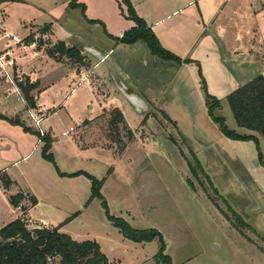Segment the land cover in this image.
Here are the masks:
<instances>
[{
  "label": "rangeland",
  "instance_id": "obj_1",
  "mask_svg": "<svg viewBox=\"0 0 264 264\" xmlns=\"http://www.w3.org/2000/svg\"><path fill=\"white\" fill-rule=\"evenodd\" d=\"M71 1L0 2V28L5 31H0V53L9 43L15 84L0 79V114L38 132L29 117L34 109L22 90L18 87L22 99L7 93L18 82L26 85L24 72L36 74L45 84L44 101L58 108L50 115L35 111L40 118L48 116L42 126L53 140L58 169L85 171L105 180L101 194L112 216L136 230L160 232L172 264H264V166L259 159L261 152L264 161V138L238 127L227 101L234 91L264 76V0H193L190 5L191 0H134L137 6L129 0L163 48L191 63L164 61L142 42L135 48L116 46L97 72L110 68L106 74L113 82H119L116 73H127L125 93H136L148 109L138 111L120 91L124 85L112 82L128 122L111 109L93 124L88 121L97 116L99 97L90 83L78 86L74 70L80 66L67 57H60L58 64L37 54L35 46L25 47L24 41L33 33L38 43H48L50 32L42 35L39 26L50 25L55 39L93 60L86 65L90 70L97 59L85 46L109 51L106 32L118 39L132 23L121 17L127 14L122 0H74L85 5L86 19L81 8H70ZM88 19L101 24L91 25ZM207 96L220 102L214 117L225 119L240 135L258 137L260 150L254 141L224 136L210 115ZM6 98L11 107L17 105L16 114L4 111ZM71 127L75 132L63 136ZM37 141V135L22 126L0 119V172L14 182L15 192L36 195L40 205L33 216L56 227L71 218L63 233L79 242H97L110 264H159L158 240L139 246L109 222L101 200L78 208L66 193L71 187L67 179L56 183L61 192L49 184L58 171L43 159L40 144L33 151ZM194 158L203 168L197 170L198 177L189 167L191 163L196 168ZM14 217L0 192V224ZM51 264H59V259Z\"/></svg>",
  "mask_w": 264,
  "mask_h": 264
},
{
  "label": "trees",
  "instance_id": "obj_2",
  "mask_svg": "<svg viewBox=\"0 0 264 264\" xmlns=\"http://www.w3.org/2000/svg\"><path fill=\"white\" fill-rule=\"evenodd\" d=\"M2 1L4 0H0V2ZM73 1H71L69 5L70 8H81L83 16L86 19L85 5L77 4ZM122 4L127 7V19L132 21L135 24V27L127 31L122 38L116 39V41L126 45H133L142 42L148 47L153 56H157L164 61L174 62L178 65L191 63L188 60L183 61L177 58L163 48L155 33L146 25L145 21L137 15L129 0H122ZM87 21L90 24H101V22L98 21ZM50 31L51 26L48 25L42 28L41 34L44 35ZM24 42L26 45L36 44L38 51H41L44 49L43 46H46L44 49L46 55L49 58L54 59L56 62H61L60 57H67L79 66L87 65L85 63L86 57L82 54V51L77 47L67 46L65 42L58 41L54 44L50 41L48 43H43L41 40L38 43L34 34L28 36ZM17 85L25 94L30 107L35 109L36 101L35 98L31 96V92L37 89L39 83L31 84L28 80L26 85L22 82H18ZM207 98L209 101L210 115L213 120L220 125L221 131L226 138L238 141H254L258 150H260L258 137L255 135H240L236 131H232L227 127L225 119L215 118L214 111L220 107V102L211 96H207ZM227 101L237 126L255 132L264 138V76H259L234 91L228 96ZM115 110L120 118L124 120L120 110ZM0 119L7 120L13 125H20L25 131L37 135L44 143L42 150L43 159L55 166L60 177L76 178L79 176H85L91 181V197L87 205L94 199L101 200L103 208L106 211L107 219L126 239L135 243H151L158 240L160 248L155 257L157 262L159 264H172L171 258L165 255L166 244L160 232L157 230H136L125 220L114 217L110 214L107 203L101 194L105 180H98L85 172H78L71 175L61 173L58 170L53 154L51 153L53 140L49 135L42 137L39 132H34L30 127L26 126L24 121L22 123L18 118L12 119L0 114ZM259 159L264 166L263 155L261 152H259ZM194 161L196 168H194L191 163L189 164V167L194 175L198 177L197 170L203 172V168L196 158H194ZM0 183L5 191H9L13 185V182L5 172H0ZM211 187L218 195V192L212 183ZM24 199L25 196L23 194H18L16 196H10L9 201L13 207L18 208L20 207L21 201ZM31 203L33 206H36L38 201L32 197ZM77 216L78 215L76 214L72 218ZM70 220L71 218L68 219L66 223H69ZM60 229V226L55 229L45 228L39 236L34 235L30 232L26 223L21 219L0 228V264H51L54 259H59V264H110L107 256L102 252L101 247L97 242H78L73 240L69 235L61 233Z\"/></svg>",
  "mask_w": 264,
  "mask_h": 264
},
{
  "label": "crops",
  "instance_id": "obj_3",
  "mask_svg": "<svg viewBox=\"0 0 264 264\" xmlns=\"http://www.w3.org/2000/svg\"><path fill=\"white\" fill-rule=\"evenodd\" d=\"M134 5H138L136 2H134V0H132ZM191 3H193V0L189 1L187 3V5H190ZM70 5V4H69ZM121 6V5H120ZM121 8V7H119ZM122 9V8H121ZM127 10V9H126ZM125 12H122V15L121 17H123L124 19L128 20L127 19V14H124ZM89 20V19H88ZM87 21V20H86ZM89 21H95L93 19H90ZM130 21V20H128ZM132 23V26H129V25H126V30L122 32V34L118 37V38H122V36L129 30H131L132 28L135 27V24L130 21ZM87 23H89L87 21ZM90 24V23H89ZM4 25V22H1V26ZM93 25V24H91ZM39 28H44L43 26H39ZM152 29V28H151ZM0 31L2 32H5L2 28H0ZM31 31V30H30ZM220 33H223V31L221 30ZM33 34V33H32ZM70 34H73V33H70ZM8 36V34H5ZM75 36H79V39H83L82 36L80 35H77V34H73ZM156 35V34H155ZM106 36L107 38H109V42H110V50L106 51V50H100L101 51H98L96 49H92L88 46H85L86 50L88 49H91L93 50V53L92 55H94L95 57V60L97 59V61L93 62L94 63V66L89 70V68L87 66H80V67H77V69H73L74 72H76V76L77 78H79V81H78V86H81V84L84 82H87V83H90L92 89H93V93L95 94L97 92V95L99 98H97V101H98V112H97V116L95 117H92L90 120L92 121H88L86 120V122H91L90 124H93L92 122L93 121H96V119L101 116L102 114H106L109 112V110L111 109H119L120 112L122 113V115L124 116L125 120L127 121V117H126V108L121 106V102L119 100V97L117 96V92L114 91V88L113 86L111 85L112 84V80H109L108 81V77H107V69H110V68H107L103 71H100V72H97V70L103 65L105 64V62L107 61L108 57L109 56H112V54H114V51H115V47L118 46V45H123L119 42L116 41V38H113L112 35H110L109 33L106 32ZM15 37V36H13ZM17 38V37H16ZM48 41L52 42V43H57L58 40L55 39V34L51 28V31L48 35ZM112 38V39H111ZM18 39V38H17ZM37 39V38H36ZM19 40V39H18ZM13 41V40H12ZM139 43V42H138ZM133 44V45H126L124 44L123 46H125L126 48L128 47H132V48H135L137 46V44ZM35 46V48H34ZM25 47H33L34 48V51L37 53V54H46L44 49H42L41 51H38L36 49V44H33V45H26L25 44ZM89 52V51H88ZM11 55L13 54L12 53V50H11ZM96 54V55H95ZM85 56V55H84ZM86 57V56H85ZM51 59V58H50ZM53 61H55L54 59H52ZM92 59H89L86 57L85 59V63H89ZM93 61V60H92ZM56 62V61H55ZM58 64H60L59 62H56ZM185 65V64H184ZM16 66L20 67L18 64H17V60H16ZM182 67V66H181ZM21 68V67H20ZM22 69V68H21ZM20 69V70H21ZM71 69V68H70ZM111 70V69H110ZM24 72V71H23ZM116 72V71H114ZM25 74H27V76L29 77V80L31 82V84H34V83H39V86L37 87L36 90V95H35V101H36V108L35 110L38 111L39 113H48V115L52 114V113H55L58 108H49L48 104H46V102L44 101V94H45V91H46V88H45V84L44 82L42 81V79H40L39 77H37L36 74H33L32 72H29V73H26L24 72ZM110 73V71H109ZM123 75H120L118 73H116V76L118 77V81L117 82V79L114 80V84L116 85V87H119V83H121L122 85H124V89L127 90V86L125 85V79H127L126 77L128 76L127 73H125L124 71L122 72ZM93 75H95L93 77ZM114 79V78H113ZM75 81L73 80L72 84H74ZM76 90V88H73L72 92H74ZM121 91V90H120ZM130 95H135L138 97V95L136 93H131ZM97 97V96H96ZM139 98V97H138ZM140 99V98H139ZM7 100V98H6ZM142 100V99H140ZM143 101V100H142ZM144 102V101H143ZM7 106L6 108L4 109V111L8 114L9 113H12V114H16L17 113V105L14 104L12 107L9 105L10 104V101L7 100L6 102ZM21 106V105H20ZM19 106V107H20ZM144 108L145 110L148 109L147 105L145 104L144 102ZM3 115V114H2ZM8 117V116H7ZM9 118V117H8ZM48 116L45 117L44 121L42 122V125L44 122H46ZM128 122V121H127ZM85 125V122L83 123ZM43 127V126H42ZM35 132V130H33ZM67 132V131H65ZM75 132V131H74ZM49 133H51L52 135V131H49ZM54 135V134H53ZM52 135V136H53ZM71 135V133H70ZM38 137V136H37ZM54 141H57L56 139ZM39 144L42 146V150H43V147H44V143L40 140V138L38 137V141H37V144L35 145L33 151L37 150L38 149V146ZM55 144V143H54ZM52 149H53V146H52ZM77 154V153H76ZM76 154H71L70 158H72V156L76 157ZM82 154V153H81ZM31 156V153L26 155L25 157H23V160H27L29 157ZM61 173H64V174H67V175H71V174H75V173H78V172H85V171H75V172H63L61 171L60 169H58ZM87 173V172H85ZM89 174V173H87ZM91 175V174H89ZM46 179V178H45ZM63 179H67V181L69 182V186H71L69 188V190L66 192L68 196L72 197L71 200L77 205L78 208H88V205H87V201H89L90 197H91V188H92V184H91V181L86 178L85 176H79V177H76V178H67V177H60L59 174H55V175H51V180L49 184L53 185L55 188H56V191H60L61 192V189L58 188L56 186V183L59 184V182H62ZM12 181V180H11ZM13 182V181H12ZM14 182H13V185L11 187V189L9 191H5L0 183V192H3L4 193V197H5V200L7 201V203L9 204V206L13 209V212H14V215L15 217L10 219L9 221H6V222H2L0 224V228H3L5 226H7L8 224L18 220V219H21L23 220L25 223H27V226L29 228H33L35 227V224H44L46 226H41L42 229H45V228H57L56 226H53L51 225V223L49 221H46V220H43V219H38L36 218L35 216H33L34 212H35V209L40 205V201L37 199L36 195H33L31 193H29L28 191H23V190H20L18 192H15L14 191ZM82 193L83 197H79L80 194ZM18 194H23L25 196V199L21 201L20 203V207L16 208V207H13L11 204H10V201H9V198L10 196H16ZM89 195L88 199H87V196ZM34 197L37 201H38V204L36 206H33L32 203H31V198ZM87 199V200H86ZM93 201V200H92ZM90 203V202H89ZM52 207H56L53 206ZM51 207V208H52ZM57 208V207H56ZM77 215L79 213H76ZM75 214V215H76ZM74 215V214H73ZM70 219V218H68ZM67 219V220H68ZM63 221L61 222L62 224L60 225L61 229H60V232L63 233L64 232V229H65V225H66V221ZM64 234H67V233H64ZM68 235V234H67ZM70 236V235H69ZM71 237V236H70ZM79 242V241H78ZM135 243V242H134ZM138 244L139 246L143 245L144 243H136ZM108 258V257H107Z\"/></svg>",
  "mask_w": 264,
  "mask_h": 264
},
{
  "label": "built area",
  "instance_id": "obj_4",
  "mask_svg": "<svg viewBox=\"0 0 264 264\" xmlns=\"http://www.w3.org/2000/svg\"><path fill=\"white\" fill-rule=\"evenodd\" d=\"M10 38V37H8ZM11 40H13L16 43H19V40L16 37H11ZM11 47L10 44L8 43V46L6 48L5 51H3L2 53H0V79H5V82L7 84H9L10 82L14 84V80H13V73H11L12 69H13V62L14 60L10 59L11 56ZM1 81V80H0ZM16 88H14L12 90V88H9L7 91V93H9V95H17L19 99H22V97H20V91L18 89V86H15ZM12 90V91H11ZM36 110H30L29 111V117L32 120V122L34 123V127L38 130L39 134L43 137L45 136V130L42 127V122L44 121L43 117L40 118L38 116V114L35 112ZM75 128L71 127L70 130L68 132H63V136H69L71 132H74ZM44 224H35V227H41ZM46 226V225H44Z\"/></svg>",
  "mask_w": 264,
  "mask_h": 264
},
{
  "label": "water",
  "instance_id": "obj_5",
  "mask_svg": "<svg viewBox=\"0 0 264 264\" xmlns=\"http://www.w3.org/2000/svg\"><path fill=\"white\" fill-rule=\"evenodd\" d=\"M89 52L93 53V50L88 49ZM96 55V54H95ZM127 97V99L134 105V107H136L138 109V111H141V109H144V102L142 100H140L137 96L135 95H128L125 93V89H123L122 87L119 88ZM30 232L34 235H40L43 231V229L41 227H33V228H29Z\"/></svg>",
  "mask_w": 264,
  "mask_h": 264
}]
</instances>
